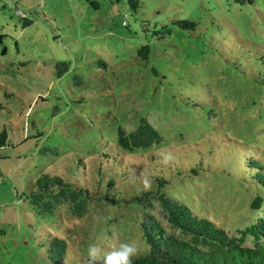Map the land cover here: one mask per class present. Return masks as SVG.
<instances>
[{
	"label": "rangeland",
	"instance_id": "rangeland-1",
	"mask_svg": "<svg viewBox=\"0 0 264 264\" xmlns=\"http://www.w3.org/2000/svg\"><path fill=\"white\" fill-rule=\"evenodd\" d=\"M258 13L260 0H140L136 10L126 0H0V264H52L45 255L57 234L63 264L88 263L96 237L105 252L125 241L144 252L140 207L106 197L161 179L168 196L226 232L249 226L260 214L249 206L254 187L234 162L248 152L264 159V70L247 52L250 40L263 41ZM58 62L68 65L60 76ZM140 117L160 142L115 148L118 127L128 133ZM42 174L103 199L82 216L68 204L38 212L24 193Z\"/></svg>",
	"mask_w": 264,
	"mask_h": 264
},
{
	"label": "trees",
	"instance_id": "trees-1",
	"mask_svg": "<svg viewBox=\"0 0 264 264\" xmlns=\"http://www.w3.org/2000/svg\"><path fill=\"white\" fill-rule=\"evenodd\" d=\"M233 1L239 6L243 4L255 6V0ZM260 1L264 9V0ZM90 3L94 5L93 2ZM126 3L133 10L140 6V0H126ZM257 17L263 23L260 34L263 41L250 40L247 52L255 60L251 61L250 65L260 71L264 70V13H258ZM194 22L179 20L175 24L190 30L196 25ZM252 25L253 28L257 27V22ZM165 31L169 32L170 29L167 28ZM227 34H230V31ZM2 41L3 35L0 34V44ZM223 42L225 44V41ZM4 50L3 47L1 52L4 53ZM148 50L147 45H142L138 49V54L145 61L148 59ZM227 50L232 51L228 45ZM257 61L261 62V67ZM55 67L58 69L56 72L58 76L68 70V65L63 62H58ZM259 83L264 85V71L260 74ZM180 98L185 100L186 104H197L186 95H180ZM161 138L153 124L140 117L136 126L128 133L123 127H118L115 148L124 152L135 148H148L159 143ZM4 143L5 135L1 132L0 147ZM251 154L249 152L243 154L244 158L234 163L243 174H246L243 182H248L254 187L251 190L249 188L252 194L249 206L260 214L257 213V218L249 226L232 234L216 226L210 219L198 216L178 199L168 196L161 190V187L167 184L162 179L155 188L129 192L130 196L127 198H123L118 190L109 194L106 199L112 206H128L133 203L140 207L141 236L146 250L139 253L134 259V264H264V159H257ZM24 196L38 212L52 214L61 204H68L74 216H82L92 198L103 199L101 196H92L87 188L74 185L60 176L48 174L40 175ZM156 207L159 209V216L154 212ZM96 238L97 242H94L100 245L101 237ZM90 242L95 244L93 241ZM247 242H250V245H247ZM49 245L45 257L52 264H63L67 248L64 238L60 234L52 235ZM75 254L81 255L79 251ZM83 264L88 263L86 261Z\"/></svg>",
	"mask_w": 264,
	"mask_h": 264
},
{
	"label": "clouds",
	"instance_id": "clouds-1",
	"mask_svg": "<svg viewBox=\"0 0 264 264\" xmlns=\"http://www.w3.org/2000/svg\"><path fill=\"white\" fill-rule=\"evenodd\" d=\"M173 157L171 154L164 157L163 162L169 163ZM149 186L145 181V187ZM139 248L136 242H120L111 250L105 252L101 247L92 244L87 249L88 264H134V259L139 255Z\"/></svg>",
	"mask_w": 264,
	"mask_h": 264
}]
</instances>
